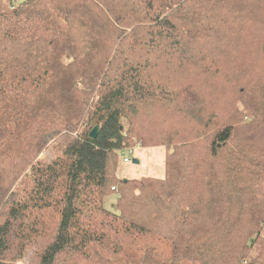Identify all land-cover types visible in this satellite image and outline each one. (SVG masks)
<instances>
[{
    "label": "trees",
    "instance_id": "1",
    "mask_svg": "<svg viewBox=\"0 0 264 264\" xmlns=\"http://www.w3.org/2000/svg\"><path fill=\"white\" fill-rule=\"evenodd\" d=\"M261 58L264 0H0V264H264Z\"/></svg>",
    "mask_w": 264,
    "mask_h": 264
},
{
    "label": "rangeland",
    "instance_id": "2",
    "mask_svg": "<svg viewBox=\"0 0 264 264\" xmlns=\"http://www.w3.org/2000/svg\"><path fill=\"white\" fill-rule=\"evenodd\" d=\"M264 64V58H261L256 61V63ZM219 90L223 88L220 85ZM231 98V94H228ZM135 149V158L132 160H137L139 164H135L133 161L130 163H125L123 160L126 157H129L128 153H121L118 162L117 168V178L119 180H139L142 178H155V179H164L166 176V156L167 149L164 146H155V147H142V146H131ZM54 154L52 151H46L42 154V158L46 162L53 160ZM118 194L115 192L110 193L104 199V207L114 213H118ZM264 237V230L262 232ZM29 262V256L26 257L22 263L27 264Z\"/></svg>",
    "mask_w": 264,
    "mask_h": 264
},
{
    "label": "built area",
    "instance_id": "3",
    "mask_svg": "<svg viewBox=\"0 0 264 264\" xmlns=\"http://www.w3.org/2000/svg\"><path fill=\"white\" fill-rule=\"evenodd\" d=\"M124 152L125 153H128L129 157H126L123 161L125 163L132 162L133 161L132 159L135 158V149L129 148V149L125 150Z\"/></svg>",
    "mask_w": 264,
    "mask_h": 264
},
{
    "label": "water",
    "instance_id": "4",
    "mask_svg": "<svg viewBox=\"0 0 264 264\" xmlns=\"http://www.w3.org/2000/svg\"><path fill=\"white\" fill-rule=\"evenodd\" d=\"M98 132H99V127H95L93 130H92V132L90 133V137L92 138V139H95L96 137H97V135H98ZM135 164H139V162L137 161V160H134L133 161ZM125 182L127 181V180H124Z\"/></svg>",
    "mask_w": 264,
    "mask_h": 264
}]
</instances>
